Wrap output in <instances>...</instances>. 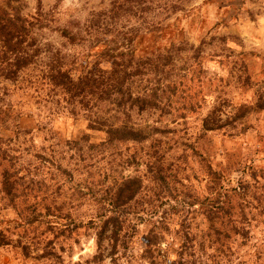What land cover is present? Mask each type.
I'll list each match as a JSON object with an SVG mask.
<instances>
[{
	"label": "rangeland",
	"instance_id": "1",
	"mask_svg": "<svg viewBox=\"0 0 264 264\" xmlns=\"http://www.w3.org/2000/svg\"><path fill=\"white\" fill-rule=\"evenodd\" d=\"M0 6H19L30 21L41 11L46 25L34 33L36 62L15 81L0 79V264H264V110L254 108L264 102V0ZM99 47L126 53L117 60L139 73L134 91L172 85L160 109L133 113L136 124L159 129L149 140L95 146L105 133L90 130L85 109L50 80L56 65L75 77L111 69ZM169 50L171 62L156 68ZM6 170L15 201L3 190ZM135 177L143 182L136 197L116 202ZM103 199L126 221L117 249L111 229L98 246Z\"/></svg>",
	"mask_w": 264,
	"mask_h": 264
},
{
	"label": "trees",
	"instance_id": "2",
	"mask_svg": "<svg viewBox=\"0 0 264 264\" xmlns=\"http://www.w3.org/2000/svg\"><path fill=\"white\" fill-rule=\"evenodd\" d=\"M12 8L14 11L10 13L6 7L0 6V79L8 81L17 80L25 69L36 62L42 48L34 33L46 27V25H43L45 18L41 11H39L38 16L30 21L22 15L21 7ZM59 31L62 36L72 43L80 41L78 35L67 28H60ZM176 48L180 49L182 47ZM95 55L97 58L109 61L111 69H105L101 73H92L84 77H75L68 68L56 65L50 70V80L56 88L62 89L68 95L71 104H79L80 107L85 109L88 113V128L90 130L105 133V141L95 146L149 140L159 129L156 127H142L136 124L133 120V113L137 111L141 114L144 111L160 109L164 99L162 94L168 93V89L174 90L171 87L172 85L168 84L167 91H165L166 85H163L165 81L161 80L156 81V84L144 91L136 92L129 82L132 76L139 73H130L129 66L124 60H117V58H123L126 53L122 52L113 57L111 49L99 47L95 51ZM110 56L111 59H107ZM172 59L173 55L169 50L164 58L165 63L156 66V68L164 67ZM111 106L114 108H111ZM254 108L264 110V102H258ZM83 138V140L88 141L90 135L87 134ZM74 142L79 144L80 141ZM142 184L140 177L124 180L116 191V202L127 204L130 200H133L141 190ZM3 190L12 201L19 197L16 180H13V174L8 170L4 173ZM100 203L101 212L97 217L101 219V223H96L100 226L97 232L98 246L101 248L103 241L107 238L106 231L111 229L112 232L109 237L113 240V245L117 249L126 221L121 216L112 213L111 203L108 199H103ZM48 208L49 211L52 209L51 207ZM40 219L38 216L29 219L28 222L34 224ZM48 226L51 230L55 229L53 223L50 224L49 222ZM3 241L4 238L0 237V245L4 244ZM53 243L51 241V246ZM22 250L26 255H29L30 245L24 244Z\"/></svg>",
	"mask_w": 264,
	"mask_h": 264
}]
</instances>
